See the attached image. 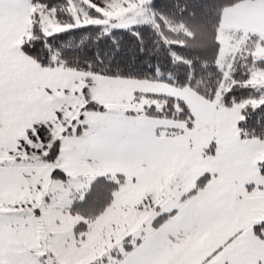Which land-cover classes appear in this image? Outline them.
<instances>
[{"label": "crops", "instance_id": "1", "mask_svg": "<svg viewBox=\"0 0 264 264\" xmlns=\"http://www.w3.org/2000/svg\"><path fill=\"white\" fill-rule=\"evenodd\" d=\"M32 8L0 0V264H264V236L253 231L264 223V141L239 138L240 109L167 84L41 69L21 52ZM220 29L264 39V0L226 9ZM140 97L182 103L192 127L103 112ZM56 141V156L44 159ZM118 178L82 241L74 231L86 221L68 213L73 203L44 198L52 180L87 187L85 195L95 180Z\"/></svg>", "mask_w": 264, "mask_h": 264}, {"label": "trees", "instance_id": "2", "mask_svg": "<svg viewBox=\"0 0 264 264\" xmlns=\"http://www.w3.org/2000/svg\"><path fill=\"white\" fill-rule=\"evenodd\" d=\"M256 0H152L149 5L151 23L106 31L102 26L72 28L45 36L38 14H31L29 33L21 44V52L41 69L62 70L102 78L162 83L176 89H188L219 108L231 110L240 106L238 136L243 141H264V85L260 89L245 86L254 72L264 73V61H254L250 54L255 44L264 45L256 35L233 62L232 74L225 84L224 72L217 66L220 54L218 34L223 12L242 2ZM53 13L60 26H74L68 0H30ZM80 9L90 19L103 17L82 3ZM159 106L146 108L148 117L193 125L188 109L171 99H153ZM87 111H101L86 105ZM59 141L48 148L44 159L53 160ZM213 152V148L207 154ZM258 172L264 178V161ZM53 177H60L58 171ZM202 179L193 193L206 185ZM122 179L93 182L82 201H74L68 213L86 222L74 234L84 240L89 225L111 204ZM155 222V226L161 220ZM256 236H264V223L253 228ZM127 241H124V244ZM129 249H126L128 252ZM112 255V254H111ZM104 260H101L102 263ZM96 264V263H93Z\"/></svg>", "mask_w": 264, "mask_h": 264}, {"label": "rangeland", "instance_id": "3", "mask_svg": "<svg viewBox=\"0 0 264 264\" xmlns=\"http://www.w3.org/2000/svg\"><path fill=\"white\" fill-rule=\"evenodd\" d=\"M70 2L69 10L74 18V26H60L53 17V13L41 6L33 9L35 14H38L41 30L45 36L66 32L72 28L85 26H102L106 31L113 29L129 28L138 24L151 23V15L148 5L152 0H120L108 4L89 3L84 0H68ZM82 3L88 8L99 13L103 18L90 19L86 13L80 9ZM221 31V29H220ZM218 34V42L220 43V54L217 60V66L224 72L225 84L228 83L233 68V62L240 51L247 45L249 39H246L240 34ZM254 61H264V45L255 44L251 53ZM264 85V73L254 72L245 86L260 89ZM80 106H82L80 104ZM157 106L155 102L149 99L140 97L137 102L134 100L128 107H110L104 108V113L117 114L116 112L124 113H140L144 117H148L145 107ZM81 108V107H80ZM158 111L159 106H157ZM237 108L241 109L240 106ZM75 127V126H74ZM47 152V151H46ZM87 187H81L74 183H62L58 180H52L46 190L44 198L47 199L46 204L49 207L66 208L71 206L73 200L82 198Z\"/></svg>", "mask_w": 264, "mask_h": 264}]
</instances>
